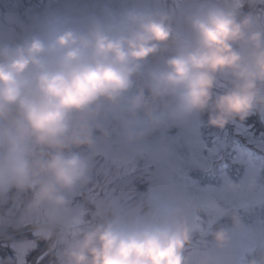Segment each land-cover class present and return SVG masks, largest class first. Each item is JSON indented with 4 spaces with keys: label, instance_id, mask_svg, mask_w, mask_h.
I'll list each match as a JSON object with an SVG mask.
<instances>
[{
    "label": "clouds",
    "instance_id": "obj_1",
    "mask_svg": "<svg viewBox=\"0 0 264 264\" xmlns=\"http://www.w3.org/2000/svg\"><path fill=\"white\" fill-rule=\"evenodd\" d=\"M205 113L217 129L264 118V29L251 15L227 0H190L178 16L149 0L46 10L23 37L0 36V196L31 192L25 215L43 214L48 238L69 194L89 179L91 158L78 149L93 148L99 116L118 118L132 144ZM190 239L181 208L160 203L152 216L117 213L90 227L58 260L189 264ZM212 243L226 249L230 232H213Z\"/></svg>",
    "mask_w": 264,
    "mask_h": 264
},
{
    "label": "rangeland",
    "instance_id": "obj_2",
    "mask_svg": "<svg viewBox=\"0 0 264 264\" xmlns=\"http://www.w3.org/2000/svg\"><path fill=\"white\" fill-rule=\"evenodd\" d=\"M105 2L0 0V36L23 37L34 27L36 18L49 9H91ZM227 2L238 14L251 15L264 29V0ZM118 3L113 0L114 6ZM149 3L178 16L190 0ZM207 119L205 113L184 126L156 130L127 144L120 120L99 116L93 126V148L78 149L91 158L89 179L68 196L69 204L56 225L60 230L57 251L117 213L149 217L158 204L171 203L181 208L190 229V243L184 250L189 264H251L260 259L264 255V118L253 114L224 129L208 126ZM255 121L261 127H256ZM229 183L241 185L242 193L232 195ZM138 185L147 190L144 188L146 195L140 201ZM24 209L14 206L9 213H23L24 222L43 215L28 217ZM221 228L230 232L231 243L217 250L212 233Z\"/></svg>",
    "mask_w": 264,
    "mask_h": 264
},
{
    "label": "flooded vegetation",
    "instance_id": "obj_3",
    "mask_svg": "<svg viewBox=\"0 0 264 264\" xmlns=\"http://www.w3.org/2000/svg\"><path fill=\"white\" fill-rule=\"evenodd\" d=\"M13 3L16 4V1H14ZM20 6L22 7L23 4H21ZM27 18L25 16V19ZM6 195L7 196L5 197V201L0 204V225H2L0 226V232L5 231L6 229L23 227L32 223H47V220L43 217V215L24 222L23 214H17L16 216V213H9V210L11 211L14 206L19 204L18 201H21L20 192L13 189ZM1 207H3V209ZM3 226H5V228H3ZM47 239L48 238H45L42 235L41 229H35L22 234L1 238L0 264H31L33 257L46 243ZM57 239L58 236L56 240ZM56 246L57 245L55 242L52 249L41 255L37 259L35 264H59V260L57 259V255L59 252L57 251Z\"/></svg>",
    "mask_w": 264,
    "mask_h": 264
},
{
    "label": "water",
    "instance_id": "obj_4",
    "mask_svg": "<svg viewBox=\"0 0 264 264\" xmlns=\"http://www.w3.org/2000/svg\"><path fill=\"white\" fill-rule=\"evenodd\" d=\"M4 200V197L0 198V202ZM47 228V225H41V224H34L31 226H27V227H23V228H17V229H13V230H9L3 233H0V238H4V237H8L14 234H18L21 232H25L31 229H36V228ZM55 236H56V231L55 229H52V235L49 237L47 243L44 245V247L41 249V251L36 255V257L34 259H36L38 256H40L42 253H45L47 250H49L51 248V246L53 245L54 241H55Z\"/></svg>",
    "mask_w": 264,
    "mask_h": 264
},
{
    "label": "trees",
    "instance_id": "obj_5",
    "mask_svg": "<svg viewBox=\"0 0 264 264\" xmlns=\"http://www.w3.org/2000/svg\"><path fill=\"white\" fill-rule=\"evenodd\" d=\"M254 125H255L256 127H258V125H260V124H258V122L255 121ZM260 127H261V125H260ZM262 129H263V128H262ZM144 188H145V187L142 186V185H138L137 188H136V195L139 197V198H138V201H140V198L143 199L144 196L146 195V194H145V190H144ZM30 195H32L31 192H29L28 194H25V195H24V199L29 198ZM27 200H28V199H27ZM27 200L23 203L24 206H25V204L27 203Z\"/></svg>",
    "mask_w": 264,
    "mask_h": 264
},
{
    "label": "bare ground",
    "instance_id": "obj_6",
    "mask_svg": "<svg viewBox=\"0 0 264 264\" xmlns=\"http://www.w3.org/2000/svg\"><path fill=\"white\" fill-rule=\"evenodd\" d=\"M37 259H38V257L36 259H32L31 264H35Z\"/></svg>",
    "mask_w": 264,
    "mask_h": 264
}]
</instances>
